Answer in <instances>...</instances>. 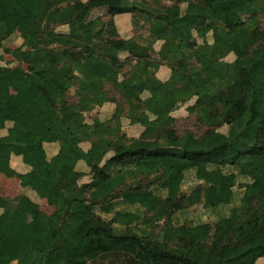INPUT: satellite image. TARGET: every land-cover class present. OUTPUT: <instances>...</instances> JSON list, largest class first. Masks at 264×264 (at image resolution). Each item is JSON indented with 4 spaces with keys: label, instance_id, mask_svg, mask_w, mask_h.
<instances>
[{
    "label": "trees",
    "instance_id": "16d2710c",
    "mask_svg": "<svg viewBox=\"0 0 264 264\" xmlns=\"http://www.w3.org/2000/svg\"><path fill=\"white\" fill-rule=\"evenodd\" d=\"M90 2L0 0V174L23 191L45 185L54 210L39 230L26 222L37 206L25 195L0 197V264L264 261V0H107L102 15ZM78 66L90 75L77 76ZM161 66L173 99L163 98ZM12 108L26 125L7 119ZM181 108L195 115L198 134L175 128ZM150 128L157 136L145 138ZM38 150L48 179L36 173ZM12 156L26 172L10 167ZM188 172L198 182L189 193L181 190ZM239 178L246 183L229 214L173 226L174 214L193 206L231 205ZM161 221L157 232L133 229Z\"/></svg>",
    "mask_w": 264,
    "mask_h": 264
},
{
    "label": "rangeland",
    "instance_id": "374dc122",
    "mask_svg": "<svg viewBox=\"0 0 264 264\" xmlns=\"http://www.w3.org/2000/svg\"><path fill=\"white\" fill-rule=\"evenodd\" d=\"M106 4H107V0H91V2L89 3V6H88V10L95 9L94 12L96 14L102 15L104 13V10L102 8H104V6ZM20 30H21V27H18L16 29L17 32H19ZM133 30L138 32L141 35L142 40L146 39L147 34L142 29L133 28ZM49 41H50L49 37H46L45 39H43L42 42L39 43V48H41V49L44 48L43 44H45L46 42H49ZM140 44H141V46L138 49V53L140 55H144L148 51L147 47L145 45L146 42L140 41ZM154 48H155V50H158V45L155 46ZM7 58H8V56H7ZM213 69H214V67L208 69L206 72V76H207L208 80L212 79L211 72ZM75 73L77 76H79L81 78H87L90 75V73H88L81 66L76 67ZM173 88H174V84L172 81H169V82L164 84V86L162 88L163 89L162 94H163L164 99L169 100V99L174 98ZM173 116H175L174 125L178 131H183L185 129H189V130L193 131L195 134H198V132L194 128V126H195V115H190L185 111L184 108H181V109L177 110V112L173 113ZM123 128L130 135H138L139 136L140 133L142 132L141 129H133V128H129V127H123ZM155 136H157V131L154 128H150L149 130H147L144 133L145 138H154ZM96 171L97 170H95V169L93 171H91V175H94L96 173ZM231 171L232 170L227 169V168L223 169L224 173H229ZM89 177H90V175H89ZM75 178H76V174H74V173L71 174L69 179L66 182V185L71 184L72 181L75 180ZM132 178H134V177L129 178L127 181L130 182ZM138 179H139V175H138ZM244 183H246L245 179H242V178L238 179L237 185L234 188V192H235L234 201L232 202L231 205L220 208L219 211H217V212L214 209L207 210L202 205L193 206V207L186 209L184 211H180V212L175 213L174 216L172 217L173 226H180L184 222L191 223V224H197V223L213 224V223H215L220 217L226 216L227 214H229L230 209L234 205L237 206L239 204V197H240V194L242 192V190L239 189V185L244 184ZM197 184H198V182L196 181L193 173L188 172L186 174L185 181L183 182V184L181 186V190L183 192L189 193ZM163 195L164 194H162V196ZM117 209L133 212L137 208H135L133 206H126V205L121 204V205L117 206ZM102 216H103V218H106V219H110L112 217L110 215H102ZM162 224H163L162 221L160 223H154L153 222L150 225H144V224L139 222L138 223V229L137 228H133V229L135 231H138V233H142L141 231H145L146 233L148 232L150 234V233L154 232V230L157 232L160 229H162ZM157 226H161V228L157 227ZM258 264H264V261H262Z\"/></svg>",
    "mask_w": 264,
    "mask_h": 264
},
{
    "label": "crops",
    "instance_id": "0c3cea01",
    "mask_svg": "<svg viewBox=\"0 0 264 264\" xmlns=\"http://www.w3.org/2000/svg\"><path fill=\"white\" fill-rule=\"evenodd\" d=\"M2 20H3V16L0 14V22ZM18 27H21V30L19 32L16 31ZM24 29L25 27L21 24L15 27L14 31L16 35L18 36V38H16L15 44L10 45L6 49L8 51V54L6 53L4 56L5 61L10 62L13 60L12 56L9 54V50H14L17 46L21 44L22 40L19 37V34L23 32ZM123 32H126V27L124 28ZM46 37H49L50 41L53 39V37L49 35L44 36L43 39H45ZM39 43H38V47H39ZM169 74H170L169 71L164 66H161L156 73L157 77L162 82L169 80L170 78ZM11 94L12 95L14 94L13 90ZM7 119L13 122H17L21 125H26L28 123L27 119L24 118L20 114V112L15 108L11 109L10 114ZM5 134L6 132L4 130L0 131V137L4 136ZM44 150L48 157L54 155V151L53 150L50 151V149H48V146H45ZM41 152H42L41 150L33 152L32 159L35 162V168H36V173L38 177L42 179H48L50 177V173L48 172V165L44 160H42ZM10 167L18 173L26 172V169L22 165V161L20 157H17V156H12L10 158ZM20 195H25L34 205L37 206L36 211H30L26 214V222L35 223L39 230H45L46 229V219L47 217L51 216L54 211L53 208L47 204V201H46L47 188L45 187V185L34 183L30 186V188L25 189L23 191L20 186V182L17 178H6L4 175L0 174V197L13 200L19 197ZM1 213H2V209H0V214ZM13 249L14 248L12 246H8V245H5L2 247V250L3 252H5V254H10L13 251ZM46 249L47 247L45 245H40L39 247L40 251H45ZM260 262H262V260L258 261V263Z\"/></svg>",
    "mask_w": 264,
    "mask_h": 264
}]
</instances>
